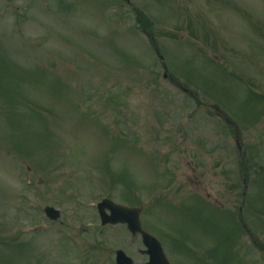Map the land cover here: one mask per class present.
<instances>
[{"label": "rangeland", "instance_id": "1", "mask_svg": "<svg viewBox=\"0 0 264 264\" xmlns=\"http://www.w3.org/2000/svg\"><path fill=\"white\" fill-rule=\"evenodd\" d=\"M130 1L0 0V264H72L60 242L96 229L106 194L147 205L167 235L191 231L193 211L157 215L194 188L229 210L227 240L264 248V0ZM243 191L257 196L239 211Z\"/></svg>", "mask_w": 264, "mask_h": 264}, {"label": "flooded vegetation", "instance_id": "2", "mask_svg": "<svg viewBox=\"0 0 264 264\" xmlns=\"http://www.w3.org/2000/svg\"><path fill=\"white\" fill-rule=\"evenodd\" d=\"M141 244V237L137 234L127 236L123 241H117L113 236H108L106 240L98 244L100 250L95 254V263L116 264L115 256L119 249H123L128 255H134L138 258L140 256L139 253L143 254Z\"/></svg>", "mask_w": 264, "mask_h": 264}, {"label": "water", "instance_id": "3", "mask_svg": "<svg viewBox=\"0 0 264 264\" xmlns=\"http://www.w3.org/2000/svg\"><path fill=\"white\" fill-rule=\"evenodd\" d=\"M106 206H108L112 210V216H111L110 221L112 222L128 221L130 223L129 225L132 228V230L139 228V221H138V214H137L138 212L136 211V209L117 206L113 204L110 200H105L102 203L101 210H103V208ZM48 212L54 218L58 216V212L53 209H48Z\"/></svg>", "mask_w": 264, "mask_h": 264}]
</instances>
